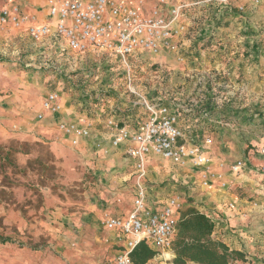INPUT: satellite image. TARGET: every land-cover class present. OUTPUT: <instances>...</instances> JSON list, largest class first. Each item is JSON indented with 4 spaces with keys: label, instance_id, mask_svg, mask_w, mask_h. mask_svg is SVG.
<instances>
[{
    "label": "rangeland",
    "instance_id": "rangeland-1",
    "mask_svg": "<svg viewBox=\"0 0 264 264\" xmlns=\"http://www.w3.org/2000/svg\"><path fill=\"white\" fill-rule=\"evenodd\" d=\"M5 1L0 0V11ZM187 1L192 3L199 0ZM147 2L151 9L167 3L175 4L178 0H146V4ZM211 3H214L211 7L190 6L185 12L188 21L194 14H198L199 10L200 19H204L207 9H210L208 13L216 21L214 36L206 42L198 41L196 46L194 55L202 58L204 62L199 65L198 71L182 77L180 70L176 72L170 62L166 63L162 57H133L130 60L131 73L133 86L138 94H133L128 88V70L117 57L108 52L91 50L83 54H40L34 51L35 46L33 47L30 37L19 34L12 36L15 37L18 54L14 53L15 45L10 43L7 47L9 52H0V58L16 62L18 71H23L19 73L25 75L22 76L21 88L28 92L18 96V105L21 108L11 111L0 109V145H11L18 151L20 143L25 153L14 154L16 166L0 162V232L13 239L10 243H0V264H100L109 255V245L115 239V236L102 227V218L106 214L127 211L123 209V205L130 197L129 191L118 186L117 180L127 174L132 163L126 154L123 157L127 159L129 167L119 163L115 154L121 148L112 147L108 127L102 131V135L90 137L87 144L79 146H72L59 131V126L51 139L25 138L20 135L25 129V120H39L35 116L39 110L36 107L42 105L46 91L36 88L37 86L31 91L26 88L31 86L27 80L35 81L28 78L29 72L39 71V85L43 83L48 86L47 90L58 89L65 101L68 99V102L76 105L77 112L88 114L91 120L99 119L103 124L111 117L120 125L129 124L130 122H124L123 108L135 101H142V97L156 104H180L181 126L186 137L200 144L211 137L213 144L209 150L216 162L222 161L213 152L216 145L215 134L229 130L223 131L220 127L215 129L197 111L187 112L186 105L193 103L195 95L187 97L186 93L185 101L180 102L177 100V92L183 85H176L183 80L191 89L198 82L195 73L210 75L212 78L207 77V85L197 86L202 87V91L206 88L215 89L214 97L219 105L227 104L226 106L230 107L254 102L258 96L253 92L248 93L251 82L242 79L243 77H232V80L236 79L242 85L238 89L237 84L234 85L225 78L222 69L214 67L227 61L234 64L240 54L248 53L244 52L243 46V51L241 50L242 38L259 39L264 50V5L253 7L246 0H230L225 7H222L223 4L219 1L214 0ZM240 5H244L241 12L238 9ZM220 10L229 13L216 19ZM9 39L10 37H7V40ZM225 39L229 41L224 43ZM206 62L208 64H205ZM39 65H42L41 69L38 68ZM234 69L235 67H232V70ZM8 80L4 88L12 81L9 78ZM224 82L230 87L225 88ZM244 85L247 90L241 92ZM224 97L226 100H223ZM205 98L207 96L203 99L204 103L207 101ZM257 101L260 102L259 107H263L264 94L259 96ZM80 103L82 105H79ZM100 107L104 110L99 114L96 110ZM136 107L143 109L140 113L142 116L146 114L142 105ZM256 112L264 113V110L258 109ZM22 117L25 120H22L24 124L20 125L18 119ZM258 122L251 121L254 125L251 126V132L264 136V127L260 124L261 121ZM5 135L10 136L3 140ZM112 152L113 156H110ZM182 169L178 172L183 177L198 175V170L194 167ZM166 171L170 173L169 167L162 169V173ZM168 178L169 176H166L162 186L170 183L171 189L166 188L164 196L176 190L181 192L188 202H192L193 197L202 192L199 182L178 183L177 186V183ZM235 191L238 192L237 189ZM111 206L116 207L114 212L109 210ZM97 209H101V213ZM90 214H97V220L91 221ZM255 258L258 264H264V258L259 259L257 255Z\"/></svg>",
    "mask_w": 264,
    "mask_h": 264
},
{
    "label": "built area",
    "instance_id": "built-area-1",
    "mask_svg": "<svg viewBox=\"0 0 264 264\" xmlns=\"http://www.w3.org/2000/svg\"><path fill=\"white\" fill-rule=\"evenodd\" d=\"M216 1L228 6L230 0ZM246 1L253 7L264 5V0ZM189 6V3L175 4L169 14L164 15L161 7L147 11L146 0H44L43 15L42 11L30 10L25 0H6L0 11V28L23 31L44 52L52 50L57 55L67 52L83 54L91 50L108 52L128 70V88L133 94H138L133 86L131 58L139 57L143 52L158 56L169 50L176 53L179 61H184L178 39L188 31L184 18ZM238 9L243 11L244 5ZM194 76L198 77V85H207V79L212 78L204 74ZM224 87L230 85L224 82ZM61 99L58 89L50 91L42 102L38 118L42 119L44 113L59 114L63 110ZM134 105H142L146 114L124 125H120L114 117L107 120L111 145L125 150L136 181L133 209L126 215L106 214L102 218L103 227L117 233L123 246L101 264H135L131 253L142 241L158 252L156 256L174 264L173 244L186 201L184 197L174 195L160 208L153 209L148 205L149 156L159 157L179 167L196 168L198 182L205 189H229L230 180L224 168L227 167L235 177L246 171L247 163L242 158L230 163L216 162L209 150L213 144L211 137L201 144L190 141L181 126L180 105L156 104L145 97L142 101H135ZM58 129L72 146H79L82 140L92 135L89 125L82 127L74 122H62ZM259 154L264 158V138ZM260 172L264 176V164ZM228 207L233 212L237 208L234 202ZM204 214L215 225L213 238L221 240L218 237L221 229L218 231V228L224 225V220L213 213ZM240 216L246 218L247 213Z\"/></svg>",
    "mask_w": 264,
    "mask_h": 264
},
{
    "label": "crops",
    "instance_id": "crops-1",
    "mask_svg": "<svg viewBox=\"0 0 264 264\" xmlns=\"http://www.w3.org/2000/svg\"><path fill=\"white\" fill-rule=\"evenodd\" d=\"M181 2L188 3L187 0H178V2H176L175 4ZM196 2L199 3L195 5ZM211 2H214V0H199L189 4H191V6H199L201 8L203 5L205 7H211L214 4ZM43 3L44 0H25V4L27 5V7L30 10L34 11L43 12ZM167 4L161 6L162 13L164 15H168L170 8L175 5ZM222 7L225 6L223 5ZM146 8L147 11L153 9H149L148 2L146 4ZM208 11H210V9H207L206 14L204 15V19H200V10L198 14H194L191 18H189L188 21L186 17L184 18L185 22L188 24V31L181 38L178 39L180 51L182 52L185 58L184 61H179L176 57V53L174 54L172 51L169 50H164L160 55H158L159 57L164 58L166 60V63L170 62L173 68H175L174 70L176 72L177 70H180L179 73L182 77L185 76V74L189 75L190 72H195V70L198 71L197 69H199V65L204 63L202 58L194 54L197 51L196 46L197 44H199L198 41H208V38L214 36V31L217 29L215 27L216 21L211 18ZM226 13L229 12L220 10L216 16V19L224 17ZM42 14L45 15L44 12ZM9 31H5L0 28V52H9V49L7 47L10 46V43H13L15 45L14 53L18 54L17 44L14 43L15 37L12 36H18V34L21 36L28 35L20 30ZM7 37H10V41L7 40ZM226 41H229V39H225L223 42L226 43ZM240 42H242V45H240L241 50L243 51V46L244 52L248 53L240 54L238 57L239 59L236 60L234 64H230V61H227L215 65L214 69H222L225 78L232 84H237L238 89L239 86L242 85H240V83H238L236 79L237 77H243L242 79H245L252 83L248 93L253 92L259 97L264 94L263 46L259 39L242 38ZM224 46L226 47V44H224ZM33 47L34 51H38L40 54L56 53L52 50L44 52L42 50L43 48L35 42H33ZM245 49H247V51ZM140 55L141 57H150L151 54L143 52ZM205 64H208V62H206ZM30 65L31 64H27V66ZM232 67H235V69L232 70ZM38 68L41 69L42 65H39ZM19 72L21 73L23 71H18V66L16 62H9V60L7 59L2 60V58H0V109H7V111H11L13 109L21 108V106L18 105V96L28 91H23L21 88L23 85L21 82L22 76L24 77L25 75H21ZM39 73V71L28 73V78L35 79V81L27 80L31 86L26 88L31 91L34 86H37L36 88H42L46 90L45 96L42 99L43 102L47 94L53 90H47L48 86L44 85L43 83H41L40 85L38 84L39 81L37 79ZM232 77L236 79L232 80ZM8 78L12 79V81L8 82L10 85H6V88H4L3 86H5V82L9 81ZM178 84L183 85L182 89H178L177 92V100H179L180 102L185 101L184 98L186 93H188L187 97L193 94L195 95V100H193V103L186 105L187 112L197 111V113H201L202 117H205L206 121L212 124L215 129L220 127L223 128V131L227 129L229 130L226 133L221 132V134H215L217 136L215 137L216 145L213 147L214 154L220 157L221 160L226 163H230L241 158L245 159L247 163V169L244 173L233 177L229 173L227 167L224 168L227 174V179L230 180L229 189L224 190L215 187L208 189L200 188L202 192L194 196V200L192 202H188L186 198L182 194H180L181 192L179 193V191L176 190L173 191L172 194H168L167 196L165 194L164 196V191L166 190V188L171 189V184L169 183L165 186H162V184L165 183L166 176H169L168 179H171L172 181L177 183V186L178 183L195 184L196 182H198V175L191 174L183 177L179 174L178 171L183 170L182 168L185 167L176 166L169 161H165L159 157H154L150 155L148 179V205L153 209H157L164 205L165 201L169 197L174 195H180L184 197L186 201L184 210L190 206H194L203 213L216 214L219 218L224 220L222 223L224 225H221V227L218 228V231L219 229H221L219 231L218 237H220L221 240L224 241L231 249H236L243 252L246 256V260L247 258H249L248 262L246 260L237 261L235 264H258L255 256L257 255L259 259L264 258V187H262L264 185V176L260 172L261 166L264 164V158L261 157V155L259 154V147L264 136H259L258 132H251V130H253L251 126H254L253 123L251 124V121H259L258 123H260L261 121L260 124L264 127V116H262L264 115V113L256 112L258 109L264 110V106L259 107L258 104L260 102L257 101L258 97L254 99V102L244 104L240 103L230 107L226 106L227 104L219 105L218 101H216V97H214L216 94L215 89L206 88L204 89L205 91H202V87L197 86L198 83H195L194 87L189 89V84L185 85V82H183V80L179 81L176 86H178ZM246 90L247 86L244 85L241 89V92H245ZM199 96L200 98L198 99ZM205 96H207V98H205L207 99V101L204 103L203 99ZM61 100L63 110L59 114L54 115L44 113V117L36 121L25 120L23 117L19 118L18 123L20 125H22L23 123L22 120H25V129L23 130L22 134L20 133V135L25 138L38 137L42 139H51L57 129V126H59V124L62 122H74L82 127L89 125L92 130V138L96 136L98 137V135H102V131H105L107 123L103 124L99 119L91 120L88 117V114L77 112L76 105L68 102V99L67 101H65L64 98H62ZM79 105H82V103H80ZM177 105L180 104H175L176 107ZM41 106L42 105H37L36 107V109H39L36 113L37 115H35L37 117L38 114L42 112ZM25 108L27 109V107H23V109ZM102 110L104 109L100 107V109L96 110V112L100 114ZM112 112L113 110L110 112V114ZM122 112H125V114L122 115L124 116V122L127 123L134 120L139 115L142 116L140 113L143 112V109H141V107H136L133 102L132 104L126 105L125 109L123 108ZM9 136L10 135H5L3 140H6V138H8ZM87 141L88 138L82 140L80 145L87 144ZM124 154L125 152L123 148H121L120 151H118V153L115 155L118 157L119 163L122 165L126 164V167L128 168L129 163L127 162V159L123 157ZM109 155L113 156V152ZM160 164H163V166H159ZM164 167H169L170 173H168L167 171L166 173H162V169ZM126 173L127 174H124L123 177L117 180V184L118 186L124 187L125 190L127 189V191H129L130 197H128V200H126L127 203L123 205V209L127 211L114 213L118 215L128 214L134 206L133 201L135 197L136 176L132 166L129 167L128 172ZM236 189L238 190V192L235 191ZM231 202H234L237 207L236 211L234 212L231 211V209L228 207V204ZM114 209H116V207L113 208L111 206L109 210L114 212ZM97 210H99L101 213V209ZM242 213H247V217L242 218L240 216V214ZM90 217L94 219L93 220L91 218V221H95L97 220L98 215L93 214L92 216L90 214ZM108 232L111 235L115 236V239L109 245L110 250L108 256H111L123 246V242L119 241L120 237L117 233L111 231ZM146 264L168 263L164 259H162L161 256L158 255ZM188 264L196 263L189 262Z\"/></svg>",
    "mask_w": 264,
    "mask_h": 264
},
{
    "label": "trees",
    "instance_id": "trees-1",
    "mask_svg": "<svg viewBox=\"0 0 264 264\" xmlns=\"http://www.w3.org/2000/svg\"><path fill=\"white\" fill-rule=\"evenodd\" d=\"M18 143V151L12 146L0 145V162L16 166L14 154L25 153ZM213 221L194 206L186 208L178 223V233L174 240L173 251L174 264H235L237 261H245L243 252L231 249L224 241L213 238ZM13 242L12 237L0 232V243ZM157 251L146 242H140L131 253L135 264H146L154 259Z\"/></svg>",
    "mask_w": 264,
    "mask_h": 264
}]
</instances>
